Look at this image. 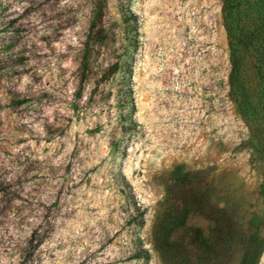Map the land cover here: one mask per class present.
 I'll list each match as a JSON object with an SVG mask.
<instances>
[{
  "label": "rangeland",
  "instance_id": "374dc122",
  "mask_svg": "<svg viewBox=\"0 0 264 264\" xmlns=\"http://www.w3.org/2000/svg\"><path fill=\"white\" fill-rule=\"evenodd\" d=\"M221 4L0 0V264H238L210 232L223 204L264 264V50L235 45L244 114Z\"/></svg>",
  "mask_w": 264,
  "mask_h": 264
},
{
  "label": "trees",
  "instance_id": "16d2710c",
  "mask_svg": "<svg viewBox=\"0 0 264 264\" xmlns=\"http://www.w3.org/2000/svg\"><path fill=\"white\" fill-rule=\"evenodd\" d=\"M248 4V0L244 1V4ZM253 3L257 6L256 12L258 18V27L254 31L245 32L240 28L239 23L236 22V10L240 1L238 0H223L221 4V12L223 21H225V27L228 32L229 42V57L231 59V67L229 71V92L237 103L238 108L242 113H246L249 110L250 103L245 91L240 83V70L238 60L235 57V45L240 44L244 49L250 48L253 51H258V57L263 54L264 50V0H254ZM101 6L99 3H94L92 7V16L90 19L89 32L87 39L83 45L81 53V62L85 68L89 64L90 48L97 40L101 33V27L99 26ZM261 59H264V54L261 55ZM264 153V148H261ZM264 158V157H263ZM191 205V204H190ZM189 208L191 206H188ZM197 208V207H195ZM221 212L220 216L209 215L212 221L211 233L216 235L219 243L218 249L219 256L224 257L220 259V262L224 263L229 258V248L232 245L239 249L240 256L238 264H256L257 249L256 246L259 244L257 235L252 229H244L237 223L233 212L227 211L226 205L223 204L218 210ZM180 219V217H177ZM177 219V220H178ZM182 223V219L178 221ZM200 227L189 226L188 230L185 231V236L189 243L205 252L207 255L211 253V245L209 244L207 237L202 234ZM253 232V233H252ZM164 242V241H163Z\"/></svg>",
  "mask_w": 264,
  "mask_h": 264
}]
</instances>
